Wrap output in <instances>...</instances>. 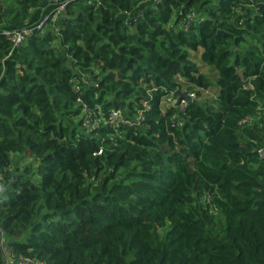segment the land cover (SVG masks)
<instances>
[{
    "label": "trees",
    "instance_id": "obj_1",
    "mask_svg": "<svg viewBox=\"0 0 264 264\" xmlns=\"http://www.w3.org/2000/svg\"><path fill=\"white\" fill-rule=\"evenodd\" d=\"M44 1L0 0V29ZM45 22L0 33L10 259L264 264V0H67Z\"/></svg>",
    "mask_w": 264,
    "mask_h": 264
},
{
    "label": "built area",
    "instance_id": "obj_2",
    "mask_svg": "<svg viewBox=\"0 0 264 264\" xmlns=\"http://www.w3.org/2000/svg\"><path fill=\"white\" fill-rule=\"evenodd\" d=\"M67 0H45L47 4L50 6L49 11L45 12L46 14L39 15L37 18V21L35 23L30 24V21L25 22L24 24L20 25V27L17 28H2L0 29V33L5 36L12 44L13 47L18 45L26 36L31 34H36L39 31L43 30V28L46 25V18L51 12L53 13H62L65 7V3ZM146 0H143V2ZM153 1V0H150ZM188 16H191L189 13ZM52 17H54V14H52ZM188 97H192V94H189ZM183 104V101L181 100L180 105ZM106 120L110 124H117L119 122H122L124 120L123 115L121 112L116 108H111L108 110L106 115ZM258 155L262 158H264V145L257 150ZM0 185H1V176H0ZM4 239L0 237V247L1 250L4 251ZM11 257L8 256L7 251L5 250V261L6 264H42L37 261H32L30 259L22 258L17 259L15 261H12L10 259Z\"/></svg>",
    "mask_w": 264,
    "mask_h": 264
},
{
    "label": "rangeland",
    "instance_id": "obj_3",
    "mask_svg": "<svg viewBox=\"0 0 264 264\" xmlns=\"http://www.w3.org/2000/svg\"><path fill=\"white\" fill-rule=\"evenodd\" d=\"M149 1L150 0H146V1H144V3H147ZM46 4H47V2L45 4H43V7L46 8L45 11H43L44 8L40 9V6H42L41 4L39 5L38 9H35V10L32 11L31 16H32L33 19H31V23L30 24L35 23L37 21V19H38L37 17L39 15L41 16L43 14H46L45 12L49 11V7L50 6L48 4L47 5ZM46 28H47V25H46ZM44 29H45V27L43 28V30ZM194 60H195L196 64L198 65L199 70L201 72L206 73L211 79H213V77H214L213 76V72L211 70H209V68L202 66L199 63V61H197L196 59H194ZM214 89H215V86H213V88L208 89L207 91L199 92L198 95H197L196 100L197 101H203V100L210 99L212 97V95H213V90ZM29 163L31 164V160L29 161L28 158L21 157V156L16 155V154H12L11 155V165H10L9 171L11 173H15L16 170H21L25 165H27ZM3 190H4V186L1 184L0 185V192L2 193ZM5 242H6V240H5ZM4 245H5V243H4ZM5 250L7 251L6 246H4V251H3L4 256H5Z\"/></svg>",
    "mask_w": 264,
    "mask_h": 264
},
{
    "label": "crops",
    "instance_id": "obj_4",
    "mask_svg": "<svg viewBox=\"0 0 264 264\" xmlns=\"http://www.w3.org/2000/svg\"><path fill=\"white\" fill-rule=\"evenodd\" d=\"M46 2L44 1L43 3H41V5L42 6H40V9H43L44 8V10L43 11H45L46 10V8L45 7H43V4H45ZM47 5V4H46ZM50 8V7H49ZM30 22H31V20H29Z\"/></svg>",
    "mask_w": 264,
    "mask_h": 264
},
{
    "label": "water",
    "instance_id": "obj_5",
    "mask_svg": "<svg viewBox=\"0 0 264 264\" xmlns=\"http://www.w3.org/2000/svg\"><path fill=\"white\" fill-rule=\"evenodd\" d=\"M178 96H179V97H182V96H183V94H182V93H179V94H178Z\"/></svg>",
    "mask_w": 264,
    "mask_h": 264
}]
</instances>
